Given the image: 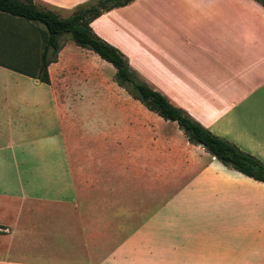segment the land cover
Masks as SVG:
<instances>
[{"label": "crops", "instance_id": "1", "mask_svg": "<svg viewBox=\"0 0 264 264\" xmlns=\"http://www.w3.org/2000/svg\"><path fill=\"white\" fill-rule=\"evenodd\" d=\"M32 1L58 14L87 0ZM135 1L102 12L90 28L114 46L100 18L130 11L144 56L149 46L162 53L158 66L149 58L151 69L170 80L152 89L264 163V8L255 0H162L141 9ZM6 15L0 12V28L12 33L17 22ZM18 24V47L0 38V264H264L263 182L188 143L172 121L182 148L168 152L169 135L158 130L151 151L147 117L138 120L140 148L127 132L132 144L121 172L128 174L115 179L114 116L107 132L88 133L97 121L88 117L77 138L72 132V110L101 106L104 89L112 92L102 59L82 47L79 56L65 54L66 41L59 42L42 83L13 68L39 56L43 26ZM82 144L81 155L96 163L75 168ZM168 154L183 163L184 179H167ZM130 171L143 179L130 180ZM75 172L88 174L77 181Z\"/></svg>", "mask_w": 264, "mask_h": 264}, {"label": "trees", "instance_id": "2", "mask_svg": "<svg viewBox=\"0 0 264 264\" xmlns=\"http://www.w3.org/2000/svg\"><path fill=\"white\" fill-rule=\"evenodd\" d=\"M130 1L132 0H93L77 5L67 17H60L54 11L36 5L32 0H0L1 13L43 26L39 31V56L16 62L18 65L13 69L42 83H48L46 66L56 59L60 48L58 37L68 34L75 45L91 50L114 68L113 81L132 99L162 119L175 122L188 143L201 146L224 166L264 183V163L227 140L215 136L181 108L172 105L164 95L148 87L128 67L121 52L92 31L89 26L91 20L104 11L124 6ZM255 1L264 8V0Z\"/></svg>", "mask_w": 264, "mask_h": 264}, {"label": "rangeland", "instance_id": "3", "mask_svg": "<svg viewBox=\"0 0 264 264\" xmlns=\"http://www.w3.org/2000/svg\"><path fill=\"white\" fill-rule=\"evenodd\" d=\"M93 0H87L85 2H89ZM148 2V5H159L162 6V3H159V1L162 0H141V1H135L133 2V8L134 5H140V8L142 9V6L144 2ZM83 2V3H85ZM131 2V1H130ZM129 2V3H130ZM82 4V3H80ZM128 4V3H127ZM79 5V4H77ZM75 5L72 7L69 11L63 12V13H58L60 17H67L71 11L77 6ZM139 10V12L141 11ZM143 11V10H142ZM130 12V11H129ZM129 12L127 10L122 11V9H114V15H106L104 17L100 18V22L98 23L100 27L103 29L107 30L108 33L113 37L114 39V47L117 48L121 54L123 55L124 59L126 60V63L128 67L136 74V76L143 81L148 87L152 89V86L154 87H167L170 84V80H168L167 77L162 76L159 71H158V61L159 57L162 56V53L159 51H154L152 52V47L149 46L148 48V59L144 56L145 53V43L142 41V36H141V31L138 30V25L135 27H132L133 23H131V19L129 18ZM102 14V13H101ZM154 16H158V14H153ZM8 16V15H6ZM9 18H13L16 20L17 24L11 30L17 27L19 25L18 23H23V22H29L21 18H16L9 16ZM140 20V18H138ZM39 24V23H37ZM36 25V24H35ZM41 25V24H40ZM37 26V25H36ZM10 33L9 31H4L2 28H0V38L4 37L6 38L5 40L7 41V47H18L19 45L17 43H20V30L18 29V33L16 35L14 33ZM139 33V34H138ZM14 36L17 37L16 40H14ZM66 41L65 44V54L66 53H71L72 52L68 51V49H73L76 50V54L78 55L80 51L79 46L75 45L69 38L68 34H62L58 37V42H64ZM5 42V41H4ZM17 42V43H16ZM24 43V42H23ZM110 44V43H109ZM4 44L3 46L6 47ZM0 46V47H3ZM24 46L26 47L25 43ZM113 46V45H112ZM78 48V49H74ZM2 49V48H1ZM79 56V55H78ZM149 58L157 65L155 66V69H151V66L153 63L152 61L149 60ZM101 59H99L100 61ZM151 61V62H148ZM102 66H101V72L104 77V80L107 81L110 79V81H113V75H114V68L106 61L101 60L100 61ZM136 62V63H135ZM98 67V63H97ZM146 75V76H144ZM150 84V85H149ZM111 91L105 90L103 91V97H102V105L98 106L96 108H90V109H79V110H72V120L71 122L74 123V129H73V134L77 138V133L74 132V130L78 128L84 127L82 123L83 119L86 121L87 119H97L95 122V125L89 123L87 132L90 133L92 132V129L96 128H102L103 132H107L110 129V125L108 121L112 116H114V165L115 167L119 166L120 170H117V177L115 179H124V176L121 175V170L123 168H127L126 165V160L127 158L124 155V152L126 148L132 144L130 141L127 140L128 134L127 132L130 131L132 134L131 137L134 140H139V144H135V148H140L141 145V139L143 135V128L140 123H138L139 118H149V126L151 129V136H150V143H151V151L153 150V147L157 146V142L155 141L156 135L153 134V132H167L169 135L168 137V152H171L174 150V147L177 149H181V140L180 139H174L177 135L173 132V128L176 130V126L174 123H171L170 121H167L166 123H158L154 118H156V114L148 111H144L143 107L139 102H137L135 99H132L129 94L120 86H118L114 82V87L111 89ZM157 91V90H156ZM160 93V92H159ZM162 94V93H161ZM164 95V94H162ZM111 102L112 105H111ZM99 118V120H98ZM88 122V121H87ZM161 122V121H160ZM100 124V125H99ZM174 124V125H171ZM175 126V127H173ZM85 129H82V132H84ZM81 133V132H79ZM170 138V139H169ZM132 141V140H131ZM84 151V144H82V148L77 151L76 156L71 159L72 166H75V168H79V166L86 165V164H95L96 159H93L88 156H82L81 153ZM80 152V155L78 154ZM118 152V153H116ZM123 153V154H122ZM142 160V158H140ZM108 163L110 161V158L107 159ZM148 163L150 162V165H157L158 164V157L152 153V156H150L148 159ZM94 161V162H93ZM105 161V160H103ZM166 163L168 166V173H167V179L168 180H176V179H184L187 175L185 173L186 170L185 168L183 170L179 169L180 166H183L182 162H177L175 161V158L172 157L171 154H168L166 157ZM79 171V170H78ZM121 172V173H119ZM131 171L129 172V179L130 180H141L143 177L140 178L133 174V176L130 175ZM88 173H83L81 174L80 172L74 173V177H76V180L84 179L86 178L85 175ZM124 174V173H122ZM128 173L125 172V177ZM146 179V178H145Z\"/></svg>", "mask_w": 264, "mask_h": 264}]
</instances>
